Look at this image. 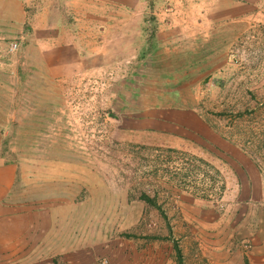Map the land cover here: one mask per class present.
<instances>
[{
  "label": "rangeland",
  "instance_id": "rangeland-1",
  "mask_svg": "<svg viewBox=\"0 0 264 264\" xmlns=\"http://www.w3.org/2000/svg\"><path fill=\"white\" fill-rule=\"evenodd\" d=\"M1 1L0 264H264V0Z\"/></svg>",
  "mask_w": 264,
  "mask_h": 264
},
{
  "label": "crops",
  "instance_id": "crops-1",
  "mask_svg": "<svg viewBox=\"0 0 264 264\" xmlns=\"http://www.w3.org/2000/svg\"><path fill=\"white\" fill-rule=\"evenodd\" d=\"M4 2H8V0H3ZM3 1L2 4L4 3ZM11 1V0H10ZM32 1V0H31ZM41 12V11H40ZM49 21V20H48ZM48 21H47V18H46V14H44L43 12H41V15L39 16V18L36 19L35 21V24H40V25H43V26H46L48 28V26L50 27V31H51V25L48 24ZM203 22H201L202 24ZM44 28V27H43ZM201 29V25H199V28L198 30Z\"/></svg>",
  "mask_w": 264,
  "mask_h": 264
}]
</instances>
